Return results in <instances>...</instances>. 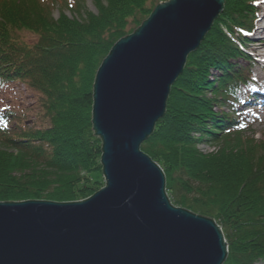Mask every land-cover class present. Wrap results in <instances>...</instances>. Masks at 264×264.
<instances>
[{"label": "trees", "instance_id": "1", "mask_svg": "<svg viewBox=\"0 0 264 264\" xmlns=\"http://www.w3.org/2000/svg\"><path fill=\"white\" fill-rule=\"evenodd\" d=\"M91 1L95 13L76 0L73 18L55 19L42 0H0V88L23 83L39 92L50 121L35 131L0 130V203H76L101 191L102 141L92 124L97 72L121 39L170 0ZM256 2L225 0L172 86L165 116L141 145L163 169L173 206L223 229L224 264H264V139L246 137L222 111L252 82L240 61H251L244 34L255 28ZM25 33L37 41L21 42ZM211 72L219 74L214 82ZM203 143L222 146L204 154Z\"/></svg>", "mask_w": 264, "mask_h": 264}, {"label": "water", "instance_id": "2", "mask_svg": "<svg viewBox=\"0 0 264 264\" xmlns=\"http://www.w3.org/2000/svg\"><path fill=\"white\" fill-rule=\"evenodd\" d=\"M224 6L161 3L112 48L96 75L92 112L106 187L76 203H0V264H224L221 227L174 207L163 171L141 151Z\"/></svg>", "mask_w": 264, "mask_h": 264}, {"label": "rangeland", "instance_id": "3", "mask_svg": "<svg viewBox=\"0 0 264 264\" xmlns=\"http://www.w3.org/2000/svg\"><path fill=\"white\" fill-rule=\"evenodd\" d=\"M63 1L64 0H42V3L50 4L51 12L54 14L55 19H58L60 14L62 13L68 15L70 18H73L72 13H70V11L72 10L70 9L72 7L70 6V4L75 5L76 0H70L72 1V3L70 4L68 3V1H67V4H65V2ZM81 1H84L85 3L84 5L89 11L94 12V13L96 12L94 4L92 3L91 0H80V2ZM256 4L262 10V15L260 16L261 21H262L264 17V0H257ZM75 9H73V11ZM261 26H263L264 28V21L259 24V19H258L257 24H255L254 26L255 34H256V36L254 37L255 40L253 43L246 46L247 52L251 53V57H250L251 61L249 62V64L244 61H240V65L241 67H243V69L249 70V73L251 74V76L255 77V79L259 81L260 86H261L260 89L264 93V58L260 56V54H263L264 52V29L262 32L258 31V27H261ZM20 39H21V42L26 43L28 45H31L37 41L35 36L28 34V33L21 34ZM218 78H219L218 73L211 72V75H210L211 82H214ZM260 89L257 87L255 88H249V87L244 88L243 87L239 91L238 95L236 96L239 99L237 104H234L235 105L234 107L233 105H230V107L233 108L235 112H237L238 110L243 113L240 116L241 120L246 119V122L244 123L245 129H246L244 131L245 132L244 135H246V137L255 139L259 143L263 142V139H264V111L254 110L252 113H250L247 116L248 107L246 106L248 104L247 100H249V97H248L249 94L250 95L254 94L256 91ZM229 104L230 103L228 102V105ZM222 111L226 115L227 114L233 115L225 107L223 108ZM0 114H2L5 117L3 125L0 127V130H5L6 132H12L15 128L19 130H23V131H28V130L35 131V130L43 129L47 127L50 122L43 108L42 95L39 92L30 89L23 83H12V84L5 85L2 88H0ZM102 146H103V143H102ZM220 146H222V144L203 143L199 146V149L204 154H211L213 152H218L220 149ZM151 160L155 164H157L153 159ZM161 170L163 171L162 168ZM102 171H103V166H102ZM100 182L102 184V187H101V190H102L106 187V180L104 178V174H103V179ZM166 192H167V189H166ZM221 230L223 232L222 228ZM227 251L229 254L228 247H227ZM258 264H263V262H259Z\"/></svg>", "mask_w": 264, "mask_h": 264}, {"label": "bare ground", "instance_id": "4", "mask_svg": "<svg viewBox=\"0 0 264 264\" xmlns=\"http://www.w3.org/2000/svg\"><path fill=\"white\" fill-rule=\"evenodd\" d=\"M263 21H264V17H263V20H262V21H260V23H261V22H263ZM260 23H259V24H260ZM263 29H264V28H263V26H261V27H258V31H259V32H262V31H263ZM260 56H261L262 58H264V52H263V54H260Z\"/></svg>", "mask_w": 264, "mask_h": 264}]
</instances>
